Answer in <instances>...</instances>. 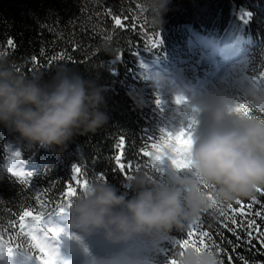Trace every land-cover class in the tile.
I'll list each match as a JSON object with an SVG mask.
<instances>
[{
    "label": "trees",
    "instance_id": "trees-1",
    "mask_svg": "<svg viewBox=\"0 0 264 264\" xmlns=\"http://www.w3.org/2000/svg\"><path fill=\"white\" fill-rule=\"evenodd\" d=\"M155 7L154 0H0V56L25 75L44 73L49 80L59 65H66L95 80L105 88L109 114L106 126L74 137L63 152L29 146L0 125V234L6 248L16 250L15 255L0 259V264H37L35 257L40 253L28 234L33 217L21 220L26 210L41 217L33 227L48 222L62 229L55 264H74L65 247L81 252L77 244L86 243L83 237L104 252L99 234L69 229V208L48 214L57 205L71 203L83 191L84 180L101 182V173L104 182L129 195L128 176L143 174L159 182L160 173L142 149L154 140L159 142L160 127L175 130L181 122L187 124V115L197 119L199 101L209 96L229 97L236 108L247 102V89L264 90V0H170L162 26ZM113 17H119L123 27L115 25ZM156 37L159 47L153 48ZM9 40L14 47H9ZM102 46L114 55L105 53ZM161 72L178 76L199 96L177 105L175 96H184L163 80ZM157 96L160 107L155 103ZM120 137L125 139L122 153L116 147ZM17 150L20 158L13 155ZM117 155L125 165L123 173ZM74 165L83 173L76 180ZM8 167L34 175L19 177L27 184L19 183ZM69 185L76 188L75 196L66 195ZM259 189L252 198L232 202L219 212L213 210V215L202 214L200 231H193L191 237L186 225L181 232L173 230L148 243L144 264L177 259L185 249L175 247L180 239H189L188 247L195 243L203 248L209 243L204 232L214 241V251L222 249L218 255L223 264H264V237L260 235L264 232V187ZM251 220L255 224L249 227Z\"/></svg>",
    "mask_w": 264,
    "mask_h": 264
},
{
    "label": "clouds",
    "instance_id": "clouds-1",
    "mask_svg": "<svg viewBox=\"0 0 264 264\" xmlns=\"http://www.w3.org/2000/svg\"><path fill=\"white\" fill-rule=\"evenodd\" d=\"M154 3L162 26L170 0ZM104 93V86L66 65L45 80L44 73L25 75L0 56V125L29 146L63 152L74 137L106 126ZM246 96L253 110L249 116L236 112L229 97L199 101V123L184 153L191 168L171 169L169 182L137 174L131 179V195L109 182H93L72 200L69 229L99 234L105 245L104 254L90 255L86 264H144L148 243L183 231L202 214L252 198L264 187V119L255 115L264 113V90L252 87ZM165 154L175 158L171 149ZM177 259L179 264H221L214 250L191 246Z\"/></svg>",
    "mask_w": 264,
    "mask_h": 264
},
{
    "label": "snow or ice",
    "instance_id": "snow-or-ice-1",
    "mask_svg": "<svg viewBox=\"0 0 264 264\" xmlns=\"http://www.w3.org/2000/svg\"><path fill=\"white\" fill-rule=\"evenodd\" d=\"M142 10L143 9H141V11ZM246 15H249V14H246ZM113 19L115 21V25L123 27L122 21L119 17H113ZM158 39L160 38L156 37L153 40V45H152L153 48L159 47V44L156 42V40ZM8 45L9 47H14V44L11 40L8 41ZM59 58H63V57L61 56ZM33 59L35 60V58ZM185 102H186V98L179 96V95L175 96V103L177 105H181L182 103H185ZM155 103L157 107H160L162 101L159 96H157ZM235 111L245 116H249L253 110L248 106V103L245 101L237 105L235 108ZM262 117H264V113L257 114L258 119H264ZM186 119H187V124L185 125L183 122H181L180 126L176 128L175 130H169L166 127H160L159 128L160 135L158 137L159 142H155L154 140V142H152L150 145H146L145 149H142L144 156L151 157V160H152L151 167L155 171L160 173V180H159L160 183L166 182L167 177L171 174V169L173 168L177 170H185V169L191 168L190 162L186 161L184 158V153L187 150V146L190 145L191 143L194 128L196 125H198L199 121L195 119L194 117L188 116V115L186 116ZM145 136L148 139H153L152 135L150 134H146ZM124 143H125L124 137H120L119 143L116 145V147L121 149V153L123 151ZM149 147L152 149V151L147 150V148ZM165 149H171L175 153V158L169 159L165 154ZM13 155L16 158H20L22 153L19 150H17V151H14ZM121 158H122L121 155H117L115 157L118 168L123 173L125 165L120 162ZM128 166L131 167L130 164ZM72 171L74 173L73 180H76L77 177H80L83 175L82 169L78 165H74ZM7 172L12 177L18 178L17 182L24 183V184H27V180H19V177L21 176L32 177L34 175L32 171L20 172V171H16L15 168L13 167H8ZM127 178L129 180L132 179L131 176H128ZM99 180L100 181L106 180L103 173L99 175ZM77 183H79V181H77ZM88 185L89 183L87 182V180H84L80 186L82 190H84L87 188ZM256 191L261 192L262 190L258 188ZM66 195L69 197L75 196L76 188L69 185V189ZM70 206H71L70 202L67 204L57 205L56 208L53 209V211L48 214V216L57 211L64 212ZM247 207L250 208L251 205H247ZM214 211L219 212L221 211V209L217 208V209H214ZM29 215H32L33 219L31 222H29L28 234L30 235L31 240L34 242L32 246L35 249H37L40 253L39 256L35 257L37 264H55V261L58 255V242L60 240L59 238L61 236L62 229L50 227L48 226L49 224L48 222L44 223L43 226L36 225L35 227H33V225H35L37 221H41V217L39 215H36L31 210H26L23 212V215L21 216V220H23L24 217H28ZM256 215L260 216L261 213L257 212ZM232 222L235 223L234 218H232ZM254 224H255L254 220L249 221V227H251ZM194 225H195L194 229H193V224L187 225V227L189 228V232H188L189 237L193 235V231H197V232L200 231V225L198 221L195 222ZM21 228L23 230L24 225H21ZM229 230L233 231L232 229H229ZM0 232H2V230H0ZM33 233H36V234H33ZM48 233H51L50 237L47 235ZM260 235L264 237V232L260 233ZM203 236L208 238V241H209L208 244H205L204 247L202 248L196 245L195 243H193L191 247H195L197 248V250L205 249L208 251H212L213 250L212 246L214 245V241L211 240L210 234L207 232H204ZM73 239H80V237L73 235ZM229 243H231V241H229ZM248 243H250V240L248 241ZM188 246H189V239H182V240L180 239V240L175 241V247L187 248ZM85 251H87V249H85ZM221 251L222 249L217 247L215 252L218 254ZM15 254H16V250H14L13 248H6L3 238H2V234H0V259H3L5 255L13 256ZM178 255H182V251H180ZM27 256L28 258L33 257L32 255H29V254ZM167 264H179V261L176 258H171V259H168ZM221 264H223L222 260H221ZM245 264H248V262L245 261Z\"/></svg>",
    "mask_w": 264,
    "mask_h": 264
},
{
    "label": "rangeland",
    "instance_id": "rangeland-1",
    "mask_svg": "<svg viewBox=\"0 0 264 264\" xmlns=\"http://www.w3.org/2000/svg\"><path fill=\"white\" fill-rule=\"evenodd\" d=\"M160 76L168 85L181 92L186 100L189 101L199 96L198 90L194 88L189 89L188 86L184 85V83L181 82L178 76L164 72H161ZM82 239L86 243L80 241L79 244H77L81 248V252L74 251L72 248H69L67 246L65 247L68 254L72 257L74 264H86L90 255L100 257L104 254V252L100 249H96L95 247L90 246L89 241L86 238L83 237ZM85 249H87V251H85Z\"/></svg>",
    "mask_w": 264,
    "mask_h": 264
}]
</instances>
